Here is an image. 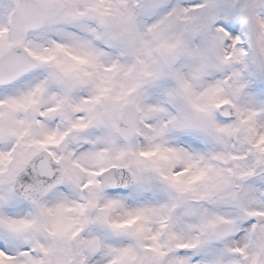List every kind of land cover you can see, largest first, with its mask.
<instances>
[{"label": "snow or ice", "instance_id": "6c2138e0", "mask_svg": "<svg viewBox=\"0 0 264 264\" xmlns=\"http://www.w3.org/2000/svg\"><path fill=\"white\" fill-rule=\"evenodd\" d=\"M0 264H264V0H0Z\"/></svg>", "mask_w": 264, "mask_h": 264}]
</instances>
